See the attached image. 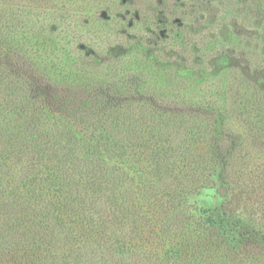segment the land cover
<instances>
[{
	"label": "trees",
	"instance_id": "16d2710c",
	"mask_svg": "<svg viewBox=\"0 0 264 264\" xmlns=\"http://www.w3.org/2000/svg\"><path fill=\"white\" fill-rule=\"evenodd\" d=\"M172 2L159 17L163 29L155 33L154 49L181 43L185 47L175 52L183 67L201 72L209 67L216 22L208 10H218L217 0ZM12 52L0 12V85L6 90L0 94V264H191L201 248L229 263H260L262 232L252 240L255 231L242 224L241 214L264 219V175L247 186L218 175L214 136H208L217 122L212 106L195 111L184 131L190 141L174 146L162 138L169 121L182 127L193 108L157 109L160 99L143 101L133 83L121 80L108 88L77 84L88 95L76 107L59 95L43 107V88L14 72ZM132 162L141 166L131 169ZM150 174L173 184L155 190L146 183ZM203 190L222 203L207 220H197L187 204Z\"/></svg>",
	"mask_w": 264,
	"mask_h": 264
},
{
	"label": "rangeland",
	"instance_id": "374dc122",
	"mask_svg": "<svg viewBox=\"0 0 264 264\" xmlns=\"http://www.w3.org/2000/svg\"><path fill=\"white\" fill-rule=\"evenodd\" d=\"M166 1L0 0L1 21L11 34L14 72L43 88V107L52 106L47 100L57 95L72 99L76 107L88 95L75 88L77 84L99 83L108 88L112 81L121 80L133 83L143 101L160 99L157 109L160 104L170 110L193 108L191 116L182 119V127L174 119L169 121L170 130L162 138L174 146L190 141L184 131L191 128L188 121L195 111L212 106L217 122L208 136H214L218 175L225 179L234 176L231 181L239 179L247 186L264 175V0H217L218 10L203 8L216 24L205 58L209 67L201 72L183 67L182 57L175 52L185 47L181 43L163 51L154 49L155 33L163 29L159 17ZM202 1L207 4L210 0ZM5 92L1 84L0 94ZM118 104L128 109L123 101ZM65 107L71 110V106ZM91 131L90 127L86 134ZM139 165L128 163L134 170ZM146 183L155 190L173 184L170 178L159 181L151 174ZM215 196L203 190L200 196L189 198V214L207 220L211 208L222 203ZM241 216L247 230L255 231L252 240L262 232L256 243L263 246L264 219L250 213ZM125 235L129 231H117V236ZM200 250L201 256L191 264H239ZM259 264H264V256Z\"/></svg>",
	"mask_w": 264,
	"mask_h": 264
}]
</instances>
